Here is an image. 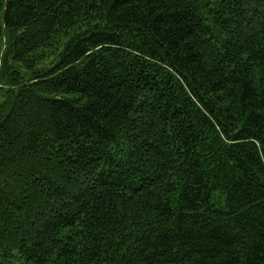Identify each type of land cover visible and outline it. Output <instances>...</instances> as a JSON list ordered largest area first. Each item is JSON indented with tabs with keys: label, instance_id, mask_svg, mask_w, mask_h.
<instances>
[{
	"label": "trees",
	"instance_id": "trees-1",
	"mask_svg": "<svg viewBox=\"0 0 264 264\" xmlns=\"http://www.w3.org/2000/svg\"><path fill=\"white\" fill-rule=\"evenodd\" d=\"M0 264H264V0H0Z\"/></svg>",
	"mask_w": 264,
	"mask_h": 264
}]
</instances>
